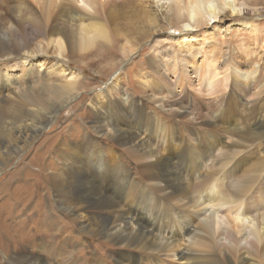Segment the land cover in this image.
<instances>
[{"label":"rangeland","instance_id":"rangeland-1","mask_svg":"<svg viewBox=\"0 0 264 264\" xmlns=\"http://www.w3.org/2000/svg\"><path fill=\"white\" fill-rule=\"evenodd\" d=\"M18 1L0 0V23L12 27L9 35L20 30L26 35L23 39L25 41L31 39L33 33L29 26L25 28V25L14 20L17 15L15 8L18 7ZM23 2L21 1L22 5ZM102 3L103 7L98 11V16L104 19L103 21H107L106 28L109 38L108 40H97L86 51L71 50L58 57L60 64L79 74V87L75 95L66 100L57 110L54 106L61 105L58 99L48 100V96H44L45 102L42 100L40 103L43 107L32 120L30 117V119L13 117L19 106L22 109L21 105H14L17 104L15 94L17 93L19 98V93L25 91L26 89L23 88H27L30 83L21 74V63L24 62L26 67L30 66L42 60L45 54L50 55V51L47 50L38 56L35 54L32 56L29 53L9 55L8 50L0 52V74L12 75L10 81L4 76H1V81L0 77V84L4 83L9 88L7 91L0 92V105H2L0 264H11L12 257L38 252L42 258L47 259L48 263L51 261L52 264H94L93 259L95 262L100 261L104 264H149V260L151 264L159 263L160 259H157L155 252L151 249L142 251L122 241L119 243L114 241V236L104 239L86 233L88 230L84 227L83 218L97 215L96 218L106 217L105 221L110 222L116 215L114 210L116 208L93 209L89 207L85 208L83 216L76 217L74 213L57 204L55 192L50 183L51 174L71 176L77 169L78 172L74 174L77 178L85 169L83 172L85 176L80 179L83 178L85 184L92 181V185H95V181L98 182L99 178L94 175L91 160L99 156L105 159L102 183L106 185L98 190H103L102 193L106 197H115L106 189L107 183L111 181L107 177L108 168L114 166V163H117L116 165L124 171L127 170L130 177L139 180L143 189L150 191L148 187L156 184L146 180V176L151 172L143 171L146 168L142 167L150 160H139L135 150L129 149L128 145L118 144L112 139L110 130H105L107 133L105 134L96 128L99 124V112H105L99 108V105L104 103L107 110L113 98L119 101L125 100L126 97L137 99L136 101L141 100L139 102L142 103L141 106L145 111L135 112L137 114L135 128L139 126L136 129L139 132L136 143L145 141V135L149 134L151 138L149 137L148 147L152 146L157 150L158 157L164 156L165 160L168 159L171 164L173 163L172 167L176 169L175 171L182 172L183 170L187 174L185 178L192 186L195 185V181L192 182L191 173L197 170L199 176L212 173L219 184L223 183L221 184L223 196H232L231 199H236L242 194L246 197V194L250 195V193L264 195L261 191H264V170H262L264 139H253L245 147L232 146L231 149L239 151L236 160L241 158L235 166V160L226 156L229 154V144L235 142L238 137L237 129L241 128L239 123L247 124L246 112L243 111L245 103L248 102L249 108L254 107L253 117H258L262 113L264 121V104L260 103L262 96L255 94L258 91L257 84L253 83L250 88H247L248 86L242 88L245 89V95L239 93L241 91L237 87H232L233 94L241 95L243 103V108L240 105V107L238 105L235 107L234 114H232V109L228 112L224 102L228 89L231 87L229 79H227L226 88L222 87L215 94H207L199 84V75L202 71L201 58L212 59L215 62V68L219 72L222 71L221 73H230L235 64L244 70L251 69L253 64L246 61L249 58L255 63L262 62L264 0H239L242 8L241 14L230 16L226 13L223 18L211 20L204 26L188 24L183 15L174 10V7L168 6L170 4L168 0H102ZM26 4L33 8L34 3L33 5L29 2ZM253 28H256L258 35L254 33ZM128 30L132 33L127 37ZM194 30L200 32L195 34L196 37L194 33L190 34ZM18 37H21V34H18ZM16 41L20 42V39ZM156 44L159 45L156 46ZM187 50L192 51L190 54L192 58L188 62L185 59ZM201 53H204L203 56ZM149 62H159L160 65L159 68L154 69L156 73L147 75L150 79L154 77V81L144 84L142 80L146 75L143 76L142 71L148 72V69L151 71L148 66ZM165 63L168 65V70H164ZM39 70L41 71L39 73L46 71L43 67H39ZM155 86L157 89H153ZM152 92L158 93V97L169 95L167 98H178L180 103H178L179 109L175 108L177 113L161 108L156 102L157 98L152 97ZM107 97L110 98L109 102ZM249 112L250 110L247 113ZM25 118L27 120L21 122ZM16 123L19 124L15 125ZM21 125H28V127H21L18 133ZM123 127L125 130L130 129L127 125ZM161 131L166 134L171 144L166 145L155 141L161 137L159 136ZM11 132L12 135H10ZM139 148L138 151L141 152ZM72 164L76 168L71 169ZM77 165L82 167L79 169ZM96 171L100 173L101 170L96 169ZM178 186L177 184L173 191H176ZM201 187L203 186H199L197 190ZM153 189L159 195L169 191V189L162 188L161 184ZM131 193L132 191H129L127 195L129 199H122L117 206L120 211H124L126 218L130 216V213H127V207H137L134 201L130 203ZM150 195L152 198L151 193ZM142 197L139 199L141 200ZM200 200L204 202L197 205L198 211L196 206V209H192L189 204L182 203L175 195L170 201L171 206L168 204L157 206L154 202L150 205L138 206L137 212L139 213L136 216L141 221L143 232L150 234L149 231H154V233H161V237H166L170 233H177L179 228H184L185 234H178L179 241L176 240L177 245L179 243L180 245L176 249L178 252H173L175 258L173 260L166 258L172 264H184L185 262L196 264V257L200 260L197 264L221 263L223 253L218 255L217 260L210 256L212 247H207L206 239L197 243L198 236L202 234L201 222L205 221L202 217L208 215L210 210L206 197L202 196ZM255 200L252 199V202ZM165 206H169L168 209L172 208L171 211L164 209ZM227 206L224 205L222 209L218 208L215 212L222 226L233 231L227 220ZM200 211L201 214H199ZM132 215L134 216V213ZM96 230L97 227H95ZM124 233L127 235L128 231ZM204 233L207 237L209 236L206 231ZM237 235L238 245H243L241 234ZM146 238L148 239L145 241L150 243V237L146 236ZM220 240L224 243L227 241L224 236H220ZM177 254H184V258L179 259ZM225 255L227 256V253ZM192 257L195 258L192 259ZM235 257L237 262L250 258L249 254L243 250L237 251ZM250 263L255 264V261Z\"/></svg>","mask_w":264,"mask_h":264},{"label":"bare ground","instance_id":"bare-ground-1","mask_svg":"<svg viewBox=\"0 0 264 264\" xmlns=\"http://www.w3.org/2000/svg\"><path fill=\"white\" fill-rule=\"evenodd\" d=\"M21 1H24L23 5L21 4ZM28 2L31 5H33L34 3L36 7L34 5L33 8L28 7L26 4ZM168 2H170L168 6L174 7V10H176L180 15H183L187 23L193 26L207 25L208 23L211 22V20L213 21V20H217L218 18L219 19L223 18V16L226 13L229 14L230 16H234V15H239L242 12V8H241V4L239 3V0H168ZM102 7H103L102 0H19L18 7L15 8L17 15H15L16 18L13 19L16 20L18 23L25 25V28L29 26L33 33L31 39L29 40L27 39L25 41L23 39L26 35L24 33H21L20 30H17L13 34L9 35V31L12 30V27L10 25L0 23V52L8 50L10 52V54L8 53L9 55L29 53L32 56L34 54L38 56V54L47 52V50L50 51L51 53L50 55L47 56L45 54L42 60H38L37 62L31 64L30 66L26 67L24 66L25 65L24 62L21 63L22 66L21 74L22 76H25L27 81H29L30 83L29 86L27 85L28 86L27 88H23L26 89L25 91L19 93L20 95L19 98H18V94L17 93L15 94L16 95L15 98H17L15 102H17V104L14 105L18 106L19 104L22 106V109L19 106L17 113L14 112L15 114H13V117H17V118L30 117L31 119L30 118L29 119L32 120L34 115L38 114L39 109L43 107L42 105H40V103L42 102L44 96H48V100L58 99V102L61 105L54 106L55 110H57L59 109V107H61L64 104L66 100L72 98L75 95L76 90L79 87V74L76 71H73L72 69L64 67L62 64L59 63L57 59L59 56H62L66 52L71 50L86 51L87 49L92 47L97 40H108L109 34L106 28L107 21L106 20L103 21L104 19L102 20L98 16V11ZM252 30L254 31V33H256L257 31L256 28H253ZM3 33H5V35H3ZM131 33L132 31L128 30L127 37ZM192 33H194L195 35L200 32L199 30H194V32H190V34ZM18 34H21V37H18ZM256 35L258 34L256 33ZM196 36L197 35H195V37ZM19 39L20 42L16 41ZM158 45L159 44H156V46ZM187 52L188 53H186L185 59L188 62L192 58V56L190 55L192 51L187 50ZM203 54L204 53H201L202 56ZM262 56L263 57L261 63L258 62L255 63L252 61L251 58L246 60L247 63L253 64V67L251 69L244 70V68H241L239 67V65L235 64L232 66L230 73L229 72L221 73L222 71L219 72V70L215 68V62L212 61V59L208 57H204L203 59L201 58L202 63L200 65L202 71L199 75L200 76L199 84H201L200 86L203 88V91H205L207 94H215V92H218L222 87L226 88L225 86L228 83L227 79H229L230 80L229 85L231 87L230 89H228V93L224 98V102L226 105L225 107L228 108V112L230 111V109H232L233 111L232 114H234V112L236 111L235 107L237 105L238 106L240 105L241 108H243L241 95L235 93L233 94L232 87L234 86L241 91L239 93L245 95L246 94L245 89L242 88H246V86H248L247 88H250L253 83L257 84L256 87L258 91H256L255 94H257V96H262L261 97L262 101L260 103L264 104V71H263L264 66L262 67V65H264L263 63L264 54ZM159 65H160L159 62L148 63V66L151 68V71L149 69H148L149 73L147 71H142L143 76L146 75V77H144V80H142L144 84L152 80L154 81V77L153 79H150L147 78V75L156 73L154 69L159 68ZM39 67H43L44 70L46 71L44 72L43 70L44 73H39L41 72L39 70ZM168 69H169L168 65L166 64L164 70H168ZM142 73H140L141 76ZM1 76L2 77L4 76L6 80L9 81L11 80L12 77V75L9 74L8 75L0 74V77ZM2 77H1V81H2ZM153 89H157L156 86ZM2 90L7 91L9 90V88L6 84L1 83L0 92ZM151 91H152V87H151ZM157 94L152 92V97L157 98L156 102H158L161 108L165 109L166 111L173 110L174 113H177L175 108H178V103H180V100H178L177 97H176L177 99H174L175 97L167 98L169 95L167 97L163 95L158 97ZM126 98L125 100L123 99V101L122 100L119 101L118 99L113 98L112 101L109 102L110 98L107 97L106 99L109 102L110 107H108L106 110V105L104 103L99 105L100 106L99 108L101 110H105V112L104 113L99 112V121H98L99 124L98 127L96 128L98 129L99 132H103V133H105V130L106 131L110 130L112 139L116 141L118 144H124V146L128 145L129 149H132L133 151L135 150L137 152L136 155L139 158V160L140 159L150 160L148 164L144 163L142 167L146 168L143 169V171L147 170L151 172L146 176V180L148 182L156 183V184L151 187H148L150 191H147L146 188L144 189L142 188L139 180H135L136 178L130 177V173L127 170L124 171L123 169H121L116 165L117 163H114V166L111 167L112 169L108 168L109 170L107 177H109L111 181L107 183L108 187H106V189L110 191L112 195H115V197L114 198H111L110 196L106 197L104 196L105 194L102 193L103 190L102 191L98 190V189H102L103 186L106 185V183H102L103 181L102 173L105 168L104 167L105 159L104 158L101 159L99 156H97L91 160V162L93 161L92 165L94 167L93 170L94 175L99 178L98 182L95 181V185H92L93 183L92 181L90 183L88 182L87 184H85L84 179L83 178L80 179V177L85 176V174L83 173L85 169H83V172L80 175H78L77 178L74 177V174L78 172L77 169L74 171V174L71 176H64L61 174H60L61 176H54L53 174L50 175V183L55 192L57 204L59 206L66 208L69 212L74 213L76 217H81L82 213H85L84 211L85 208H89V207L93 209L116 208L114 209L116 215L112 218V220H110V222L105 221L104 218L106 217L96 218L97 215H95V217L93 215L90 217L87 216L86 218H83L82 221L85 222L84 227L86 230H88L86 233L88 234L91 233L93 235L100 236V238H104V239L114 236V241L118 243L122 241L126 245L133 246L142 251L151 249L153 252H155L154 254L156 255L157 259H160L158 264H172L166 258H170L172 260L175 258L173 252L175 253L177 247L180 245V243L179 245H177L176 240L179 241L178 234L180 235L185 234L184 233L185 231L183 232L184 228L181 227L179 228L177 233L175 234L170 233V235L166 237L163 236L161 237L160 235L161 233L158 232L154 233L153 230H152L153 232L149 231L150 234H148L146 231L143 232L141 221L137 219L139 213L137 212L139 208L138 206L142 204L150 205V203L152 202H154L157 206L167 205V204L171 206L170 201L171 199L174 198L175 195L178 197L180 201H182V203L189 204L190 207H192V209L193 208L196 209L197 205H200L201 203L204 202L203 200H200V197L203 196L206 197V199L208 200V204H210L209 205L210 210L208 215L202 217L205 219V221L201 222L200 227L202 228L200 229V231L202 232V234L204 233V231H206L209 236L207 237L206 236L207 234L204 233L205 235L204 234L202 235L200 233L197 239V243H200L203 239H206L205 244H208L207 247L208 248L212 247V252L210 256L217 260H218V255L223 253V256L225 258H223L222 256L224 260L221 258L220 264H224V261L225 264H251L250 262L252 261H255V264H264V195L260 193L259 196L256 194L253 195L254 193L253 194L250 193V195L246 194V197L244 196V194H242L240 195V197L238 196V198L236 199L234 198L231 199L232 196L231 197L223 196L224 195L223 187L221 185L223 183L219 184L217 179L214 178L212 173L209 174L206 173L199 176V174H197V170H194L191 173L192 182L195 181V185L192 186L185 178L187 174H185L183 170L182 172L179 170L175 171L176 169L174 170L172 167L173 163L171 164L168 159L165 160L166 157L164 158V156L158 157L159 155H157L156 152L157 150L153 149L152 146H150V148L148 147V140L150 137L149 134L145 135L146 138L145 141L136 143V140L139 135V132H137L136 129L139 126L135 128V126H137L136 124L137 118H135L137 114L135 112L138 111L140 112V110L145 111V109L143 108V106H141L142 103L139 102L141 100L136 101L137 99L128 98V97ZM244 107L245 108H243V111H245L246 113L250 110L249 113L247 114L245 113V120H247L246 121L247 124L243 123V125H241L239 123L241 128L237 129L238 137L235 142L229 144V154L226 155L230 159L235 160L234 166L238 163V160H240L241 158L240 159L237 158L236 160V156L239 153V151L236 149H231L232 146L245 147L248 144V142L252 141L253 139L256 140L264 139V121L262 119L263 117L262 113L259 114L260 116L258 117H253L254 107L249 108L248 102L244 104ZM256 114L257 113H255V115ZM27 118L21 120V122L27 120ZM1 119H2V105H0V121ZM17 124L19 123H16L15 125ZM126 125L128 126V128L130 127L129 129L130 132L129 130L124 129L123 126ZM23 126L26 128L28 127V125H21L17 131L18 133L21 131V127ZM10 135H12V132ZM159 136H161L159 139L156 138L153 139H156L155 141H158L159 143L161 142L162 144L163 143H165L166 145L171 144V141L168 139L166 134H163L162 132ZM139 147L141 148V152L138 151ZM133 157L135 159V156ZM73 165L74 164H72L71 169L76 168ZM77 166L79 169L82 167V166L80 167V165ZM96 169L101 170L100 173H98ZM262 170H264V166ZM158 184H161L162 188H165V190L169 189V191H166L163 195H159V193L153 189V187H156ZM177 184L179 185L177 187V190L173 191L176 188ZM199 186H203V187L197 190ZM240 188L242 187L240 186ZM136 189L139 190L137 191ZM129 191H132V193L130 194L131 196L130 203L134 201L135 203H137L135 204L137 205V207L134 208L127 207L126 209L127 213L129 212L130 216L126 218L124 216V211L122 210L120 211L119 207L117 206L119 205L118 203L122 201V199L126 200L128 198L127 195L129 194ZM261 191L262 193H264L263 190ZM150 193L152 194V198L150 197L151 196ZM142 196H144V198ZM140 197H142L141 200L139 199ZM252 199H256V200L252 202ZM138 201H140V203ZM224 205L225 206L228 205L226 209L227 220L230 224V228H232L231 230L233 231H230L228 227L225 228L226 226L225 227L222 226L221 220L219 219L216 213L217 212L216 209L218 208L222 209V206ZM169 206H165L164 209L171 211L172 208L168 209L170 208ZM133 213L134 216L132 215ZM199 214H201V211ZM88 220H90V222H88ZM91 225L93 227H91ZM95 227H97L96 231H95ZM121 231L123 234L120 233ZM124 231H128V234L126 235ZM237 234H241L240 237L243 240L244 243L243 245H238L239 238L237 237L238 236ZM146 236L150 237V243H147L145 241V239L146 240L148 239L146 238ZM220 236H224V238L227 239L226 243L220 240ZM190 243L189 246H191ZM197 243L195 242L194 244L196 245ZM241 250H243L245 253H248L249 257L252 259L250 258L243 259L241 262H237L236 261L237 259L235 260L236 258L235 253ZM225 253H227V256L225 255ZM177 255L179 259L184 258L183 257L184 254H180V255L177 254ZM204 256L205 255H203V257ZM193 258L195 257H192V259ZM93 261L94 264H104L100 261L95 262V259H93ZM148 262L149 264H151L150 260ZM195 262L197 264V262H200V260H198V258L196 257ZM10 263L11 264H52L51 261H49L48 263L47 259L42 258L39 255V252L25 253L22 256L12 257ZM184 264H189V263L185 262Z\"/></svg>","mask_w":264,"mask_h":264}]
</instances>
